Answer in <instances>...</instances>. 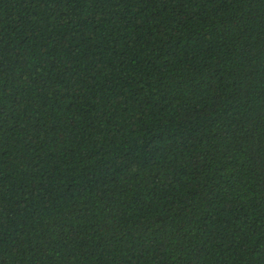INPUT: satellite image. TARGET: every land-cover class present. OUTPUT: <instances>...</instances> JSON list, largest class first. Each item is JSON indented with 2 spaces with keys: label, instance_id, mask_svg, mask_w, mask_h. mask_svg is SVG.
<instances>
[{
  "label": "trees",
  "instance_id": "trees-1",
  "mask_svg": "<svg viewBox=\"0 0 264 264\" xmlns=\"http://www.w3.org/2000/svg\"><path fill=\"white\" fill-rule=\"evenodd\" d=\"M0 264H264V0H0Z\"/></svg>",
  "mask_w": 264,
  "mask_h": 264
}]
</instances>
